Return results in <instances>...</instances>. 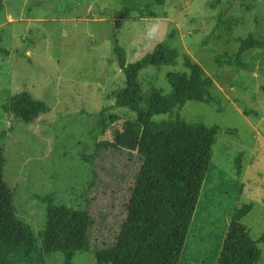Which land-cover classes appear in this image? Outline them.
I'll list each match as a JSON object with an SVG mask.
<instances>
[{
	"label": "rangeland",
	"instance_id": "obj_1",
	"mask_svg": "<svg viewBox=\"0 0 264 264\" xmlns=\"http://www.w3.org/2000/svg\"><path fill=\"white\" fill-rule=\"evenodd\" d=\"M156 16L134 12L120 19L118 0H0V137L7 163L5 179L15 194L18 215L39 236L45 226L46 203L37 194L51 193L57 205L72 206L95 217V246L77 252V264H93L103 240L115 239L124 219L118 199L95 181L96 146L113 139L126 119L137 113L115 104L126 86L118 66L112 34L135 62L167 39L188 53L214 81L209 102L188 101L181 109L187 120L219 124L222 131L206 172L196 222L178 264H217L221 244L235 208L255 206L243 219L254 235L264 229V52L248 50L251 69L220 66L218 52L234 53L238 37L264 36V0H142ZM246 4H249L250 8ZM220 19L233 21L231 31ZM173 33L168 38V34ZM218 36L209 45L204 40ZM186 70L153 64L139 75L141 102L147 107L155 87L171 90L167 72ZM26 90L44 100L49 110L34 122L13 119L5 110L13 95ZM117 115L97 129L99 114ZM169 114L156 115V119ZM241 154V169L236 158ZM98 188V189H96ZM264 264V243H261ZM48 264H63L62 253L47 256Z\"/></svg>",
	"mask_w": 264,
	"mask_h": 264
},
{
	"label": "trees",
	"instance_id": "obj_2",
	"mask_svg": "<svg viewBox=\"0 0 264 264\" xmlns=\"http://www.w3.org/2000/svg\"><path fill=\"white\" fill-rule=\"evenodd\" d=\"M120 19H129L134 12L156 16L151 4L142 0H118ZM164 4L166 0H154ZM250 8L249 4H246ZM234 22L220 19L231 31ZM174 34L169 33L168 38ZM113 50L118 66L125 74L126 86L115 104L137 113L136 119H126L113 139L101 140L96 146L95 181L111 198L118 199L124 214L119 221L115 239H105L96 249L93 264H178L196 222L206 172L212 162L213 148L222 131L219 124L208 125L202 120H187L181 114L188 101L209 102L213 98V78L191 56L173 47L167 39L157 43L152 52L135 62L127 60L126 48L116 33L112 34ZM218 36L209 35L205 45ZM234 52H218L220 66L251 69L254 59L244 54L254 48L264 52V36L250 33L238 37ZM0 53L9 50L0 44ZM183 60L186 70H171L165 78L169 92L155 87L147 107L142 106L140 72L150 65H177ZM5 110L13 119L36 121L49 110L44 100L34 98L26 90L13 95ZM99 114L97 129L104 131L107 121L117 115ZM169 114L156 119V115ZM6 130L0 137L5 136ZM6 153L0 145V264H48L47 256L62 253L63 264H77V252L92 251L95 217L72 206L57 205L51 193L37 194L46 203L47 218L38 236L23 220L15 207V194L5 179ZM241 169V154L236 158ZM98 189V188H96ZM245 202L231 214L230 224L222 242L217 264H259L263 251L264 229L254 235L242 219L254 208Z\"/></svg>",
	"mask_w": 264,
	"mask_h": 264
}]
</instances>
